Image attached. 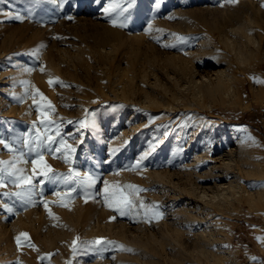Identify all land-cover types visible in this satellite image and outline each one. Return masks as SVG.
<instances>
[{
    "label": "rangeland",
    "instance_id": "374dc122",
    "mask_svg": "<svg viewBox=\"0 0 264 264\" xmlns=\"http://www.w3.org/2000/svg\"><path fill=\"white\" fill-rule=\"evenodd\" d=\"M260 81L264 0H0V161L52 169L0 174V264H264ZM105 181L143 189L127 215Z\"/></svg>",
    "mask_w": 264,
    "mask_h": 264
},
{
    "label": "snow or ice",
    "instance_id": "6c2138e0",
    "mask_svg": "<svg viewBox=\"0 0 264 264\" xmlns=\"http://www.w3.org/2000/svg\"><path fill=\"white\" fill-rule=\"evenodd\" d=\"M51 3H56L57 0H50ZM230 2L235 3L236 0H230ZM117 7H119V5H116ZM110 6L109 8L105 9V12H108L111 10ZM129 7H131V4H129ZM17 20L21 19V17L19 15L13 17ZM113 24H115V21H113ZM123 26V25H121ZM27 70V69H26ZM41 71H43V69H41ZM260 82H264V81H260ZM49 86H53V84H59L60 86H65L63 85V83L61 81H59L58 78H56V80H49L48 81ZM39 95L41 97V100H46L45 97H43V94L39 92V90H35V92L33 93V102L34 104L36 103V96ZM47 110H51L54 111V106L51 104V102H47L46 104V109L44 111H41V109L38 107L37 111L39 113L38 116V120L40 125L43 126L44 131L41 132L39 130V128H37L36 130V135L31 137L32 140H34L36 142V147L40 148V147H44L46 149H48L50 152L53 153L54 158H59V157H55V153L56 152H60L61 148L64 149V162L68 163V157L69 155H71L72 153L75 152V148H73L71 145H67L66 142L63 139L59 140V147H56L55 149L53 148V145L56 143V137H58L60 135L59 132V125L55 126V135H51L49 134L51 131H53V129L50 127L54 122L53 121H49L48 120V115H47ZM80 126L81 127H86L87 125L85 124L84 121L80 122ZM34 127H35V122H34ZM249 139H251V137H249ZM30 143V140L28 138H25L23 140V144L25 147H27ZM0 145H3L4 148L8 149L10 152L14 151L12 145L7 142L5 139H0ZM30 151H35V149H30ZM18 160L22 159V157H18ZM25 163L27 161H24ZM32 165H33V174L32 176H26L24 175V169H20L16 167L15 162H9V161H0V165H2L3 167H0V174L6 173L7 176L9 177H15V179L13 180V183L18 187L21 188L22 191H17L14 193H11V195L17 197L18 199H24L26 194H29L31 189L28 187L29 185L32 184L33 179H35L36 175H42L45 178H49V173H51L52 169L50 168V166H48L46 163H44L43 161V157L42 156H38L37 159H33L31 161ZM37 164L42 165V169L40 172H37L36 170V166ZM70 172H73V170L70 168L69 169ZM75 174V173H73ZM85 177L87 178V180L90 183H95V181L89 177L87 174H85ZM41 183H43V181H41ZM105 184V201H109L111 200L113 205H115V211L119 212L120 215H127L128 212L135 206L133 200L131 199V196L135 193H139L140 191H143V189H140L139 187H137L136 185H124V186H119V185H109L108 181L104 182ZM4 186V181L2 178H0V187ZM5 196L9 195V193H4ZM2 207H4L8 212H12V208L8 207L7 204H3L0 205ZM112 206V205H109ZM140 207H144L143 203L141 202ZM49 215H51V213H49ZM155 215L157 216V218H159V213H155ZM113 219L115 217H112ZM22 238H24V240L27 242L28 241V234L27 233H20L15 239H16V243L17 246L19 247L21 245V240ZM104 241L102 240H96L92 243L95 244H100ZM106 243H112L111 241H107ZM76 245H77V241L74 240L73 241V252L75 254L76 251ZM29 246L34 247V245H30ZM126 251H131V249H124ZM255 259V258H253Z\"/></svg>",
    "mask_w": 264,
    "mask_h": 264
}]
</instances>
